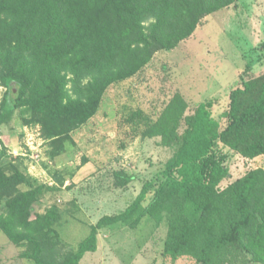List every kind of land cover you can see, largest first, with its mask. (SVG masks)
<instances>
[{
  "label": "trees",
  "instance_id": "obj_1",
  "mask_svg": "<svg viewBox=\"0 0 264 264\" xmlns=\"http://www.w3.org/2000/svg\"><path fill=\"white\" fill-rule=\"evenodd\" d=\"M237 3L0 0V78L8 87L0 124L27 106L40 114L49 136L70 133L97 113L111 84L136 74L158 51L176 48L204 17ZM69 82L78 97L70 95ZM211 106L210 99L192 105L178 92L156 119H139L138 111L129 112L130 121L145 125L143 136L160 138L172 155L124 211L91 224L89 234L61 262L40 257L37 245L33 257L39 264H80L86 253L97 251L102 227H137L147 215L156 226L168 225L163 263L264 264V169H250L226 184L231 152L247 159L264 155V73L241 77L220 118ZM1 144L0 138V201L10 197L15 213L9 233L20 243L44 228L40 219L31 217L30 193L19 192L15 176L4 172L6 149ZM114 175L120 186L136 177L126 170ZM150 187L155 195L145 206ZM51 218L48 224L54 223ZM46 233L56 232L50 226Z\"/></svg>",
  "mask_w": 264,
  "mask_h": 264
},
{
  "label": "rangeland",
  "instance_id": "obj_2",
  "mask_svg": "<svg viewBox=\"0 0 264 264\" xmlns=\"http://www.w3.org/2000/svg\"><path fill=\"white\" fill-rule=\"evenodd\" d=\"M263 73L264 0H238L204 17L176 48L158 51L136 74L111 84L97 113L68 134L49 136L40 114L27 106L17 109L0 124L1 148L6 149L1 162L4 172L15 176L19 192L30 193L31 217L40 219L44 229L34 230L20 243L12 240L15 210L10 197H3L0 264H39L33 257L37 245L40 257L61 262L89 234L91 224L124 211L143 184L156 177L172 151L160 145V138L144 137L145 125L130 121L129 112L138 111L139 119H156L179 92L192 105L212 100V113L220 118L241 77ZM68 88L73 98L78 97L73 83ZM7 90L0 78V106ZM229 156L231 179L226 184L250 169H264V155L247 159L231 152ZM117 170L136 177L120 186L114 175ZM154 195L155 187H150L145 206ZM49 216L53 224H48ZM50 226L55 234L46 233ZM167 233V223L156 226L149 215L137 227L104 226L97 251L86 253L80 264H172L162 258ZM179 264L190 262L183 259Z\"/></svg>",
  "mask_w": 264,
  "mask_h": 264
}]
</instances>
